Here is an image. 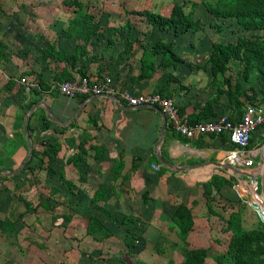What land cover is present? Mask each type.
I'll use <instances>...</instances> for the list:
<instances>
[{
  "label": "crops",
  "instance_id": "crops-1",
  "mask_svg": "<svg viewBox=\"0 0 264 264\" xmlns=\"http://www.w3.org/2000/svg\"><path fill=\"white\" fill-rule=\"evenodd\" d=\"M67 1L0 0V264H14L4 249L11 245L6 239L13 240L11 231H24L29 216L56 208L88 212L83 215L84 234L92 217L108 235L104 213L118 217L125 232L129 225L152 223L153 216L166 214L170 206L171 216L176 207L185 206L192 221L196 208L207 215L209 207L217 217L220 213L210 199L217 205L222 200L231 204L237 195L230 185L235 172L213 160L226 148L225 138L186 139L171 130L156 109L130 108L109 94L67 99L55 86L80 76H109L116 88L134 94H167L186 122L220 114L237 120L247 104L241 93L249 97L251 89H236L228 76L237 64L235 76L238 63L224 73L240 102L230 108L222 78L213 80L210 74L207 59L210 44L216 42H208L204 28L174 37L170 31L149 27L139 16L127 15L116 22L117 28L108 25L105 30V18L87 11L78 0L68 5ZM57 7L65 10L58 12ZM145 31L157 34L155 40L150 41ZM188 36L193 42L179 46ZM156 41L172 42L179 62L162 68L156 56L151 76L136 81L141 53ZM21 78L33 84L28 92ZM252 96V103L262 102V96ZM60 174L73 189L60 183ZM213 176L230 184L215 191L210 186ZM53 179L59 183L55 190L48 188ZM123 219L127 226L121 224Z\"/></svg>",
  "mask_w": 264,
  "mask_h": 264
},
{
  "label": "rangeland",
  "instance_id": "rangeland-1",
  "mask_svg": "<svg viewBox=\"0 0 264 264\" xmlns=\"http://www.w3.org/2000/svg\"><path fill=\"white\" fill-rule=\"evenodd\" d=\"M73 1L77 0H69V2ZM78 1L83 3L87 11L95 13L100 18H105V30L108 25L117 28L119 26L116 24L117 21L124 16L134 15L136 12L148 11L168 16L171 7L177 5L181 7L186 16L199 21L204 26V33L209 43L234 42L237 37L252 38L251 33L237 30L232 20L220 23L205 12L204 4L212 6L215 0ZM61 8L57 7V11L65 10ZM217 24L221 25L222 31L214 32L211 29L212 25ZM138 27L139 30L144 31L143 25ZM145 32L150 41L155 40L157 34L150 31ZM161 38L167 40L166 36H161ZM188 42H193L191 36L186 37L179 46L184 47ZM208 42L203 43V46L208 47ZM193 46L197 45L193 43ZM236 67L237 64H234L228 72L236 89L249 86L251 88L248 89L249 97L252 94L261 97L262 78L253 73L250 76L251 86L247 85L233 76ZM256 134L258 136V133ZM254 138L252 137V140L256 142ZM58 185V181L54 182L53 179L48 184V188L55 190ZM258 189L260 190V187ZM54 192L50 194L52 202ZM235 196L231 204L229 201L222 200L221 204L217 205V201L214 203L215 201L210 199V204L215 211L220 213L217 216L218 219L213 213L206 215L205 212L196 208L193 221L191 220L188 228L180 221L171 218L170 213L173 206L165 209L166 214L153 216L152 223L129 225L127 227L130 230L129 235H126L130 238L129 247L122 242L125 232L124 227L118 224V217L112 215L107 217L105 213L101 214L105 217V224L111 230L110 234L105 235L104 231L87 236L83 230L86 224L83 215L89 216L88 212L75 214L69 211L70 208L68 210L56 208L55 211H47L45 215L29 216L26 229L24 231L13 229L11 231L13 240L6 239L11 242V245L6 242L4 249H8V260H13L14 264H183L188 252L197 248L206 250L204 264H230V259L226 255L230 233L225 229V220L229 212L238 213L239 225L244 231L253 230L264 224L243 197ZM90 214H95V212L90 211ZM242 260V264H264V246L258 243L251 244Z\"/></svg>",
  "mask_w": 264,
  "mask_h": 264
},
{
  "label": "trees",
  "instance_id": "trees-1",
  "mask_svg": "<svg viewBox=\"0 0 264 264\" xmlns=\"http://www.w3.org/2000/svg\"><path fill=\"white\" fill-rule=\"evenodd\" d=\"M67 1L65 4H70ZM72 3H75L73 1ZM204 10L215 21L222 22L225 20H232L237 30L252 34V38L237 37L234 42H216L211 43V53L207 59L210 74L213 80L220 76L222 82L225 84L223 93L227 97L230 108L240 105L238 96H236L230 89V82L224 76L226 71H229L233 62L238 63V69L235 77L243 82L250 83V76L256 73L262 78L263 84L260 89L261 103L264 104V0H215L212 6L204 4ZM135 16L141 17V20L151 28L159 32L170 31L174 37H178L187 32L202 31L204 26L197 20H192L186 16L181 7L173 5L168 16H163L153 12L142 11L134 13ZM214 32L222 31L221 25H212ZM172 42L162 43L156 41L148 49H143L140 59L139 68L140 74L136 81L147 79L151 76L154 69V59L159 56V67L174 66L178 63V59L171 51ZM158 94V93H153ZM161 97H168V95L158 94ZM247 103H252L254 97L245 96ZM170 98V97H169ZM198 121H191L188 123H195ZM53 152V151H52ZM97 152V150H95ZM47 160V175H51L50 163L53 158L52 153ZM32 171V168L29 169ZM59 181L62 185H66L68 190L73 189V185L64 179L60 174ZM229 183L228 180L213 176L210 181V186L217 191L222 184ZM231 185V184H230ZM207 213L212 214L209 207ZM172 219L178 220L186 228L191 224V216L189 210L185 206H178L175 208ZM127 219H123L122 225H126ZM225 229L230 233V239L226 246V255L230 259V264H242L243 256L246 255L247 249L251 244L258 243L264 246V224L250 230L244 231L240 228L239 217L237 212H230L228 218L225 220ZM98 232H104L103 227L98 221L92 217L87 222L85 234L93 236ZM129 230L126 229V235H129ZM126 237V236H125ZM131 237V236H130ZM128 236L124 240L126 247H129ZM206 250L197 248L188 252L186 260L183 264H204ZM142 264V263H138Z\"/></svg>",
  "mask_w": 264,
  "mask_h": 264
},
{
  "label": "built area",
  "instance_id": "built-area-1",
  "mask_svg": "<svg viewBox=\"0 0 264 264\" xmlns=\"http://www.w3.org/2000/svg\"><path fill=\"white\" fill-rule=\"evenodd\" d=\"M19 83L28 92L33 84L25 78ZM56 91L67 99L84 96L99 97L109 94L117 97L130 108H157L167 120L171 130L186 139L201 136L222 137L226 140V148L222 153L213 156V160L221 167L233 170L235 176L231 180L233 190L243 197L255 214L264 223V104L247 103L243 106L237 120L220 114L212 120L188 123L180 118L172 98L158 94H134L125 89H118L109 76H101L96 80L87 77H76L60 81ZM258 133L256 142L252 137ZM157 170L156 166H151ZM246 174H243V173ZM260 187V190L258 189Z\"/></svg>",
  "mask_w": 264,
  "mask_h": 264
},
{
  "label": "water",
  "instance_id": "water-1",
  "mask_svg": "<svg viewBox=\"0 0 264 264\" xmlns=\"http://www.w3.org/2000/svg\"><path fill=\"white\" fill-rule=\"evenodd\" d=\"M154 109H156V111L160 113V111L157 108H154Z\"/></svg>",
  "mask_w": 264,
  "mask_h": 264
}]
</instances>
